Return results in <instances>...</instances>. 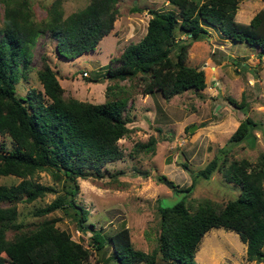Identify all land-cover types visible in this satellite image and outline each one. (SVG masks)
Segmentation results:
<instances>
[{
	"label": "trees",
	"instance_id": "16d2710c",
	"mask_svg": "<svg viewBox=\"0 0 264 264\" xmlns=\"http://www.w3.org/2000/svg\"><path fill=\"white\" fill-rule=\"evenodd\" d=\"M166 1L176 9H148L150 16L144 34L111 57L113 65L108 63L105 74L108 78L124 79L139 74L142 92L158 90L164 98L185 89L199 92L205 86L203 69L186 63V49L191 40L207 36L208 28L222 38L245 42L258 56L264 54V10L241 22L234 19L238 0ZM116 2L89 0L63 16L60 0H52L47 18L34 21L27 0H0L3 7L0 135H8L11 143L8 149L0 144V176L20 177L16 183H0V202L22 198L31 201L47 191H55L53 186L32 179L37 170L49 169L62 181L61 192L33 208L32 214L42 218L30 230L15 231L6 237L5 229L16 227V207L0 205V264H84L88 248L58 228L57 211L69 212L81 229L90 226L93 248L110 243L113 264H157V256L172 264H195L194 252L202 234L218 226L237 233L245 244L247 260L264 259V158L260 155L254 163L245 158L227 161L224 146L217 147V153L195 171L181 163L192 176L185 189L193 185L195 177L207 179L214 170L221 169L224 179L237 186V195L219 207L203 199L194 209L185 205L183 198L170 206L158 199V232L151 251L133 247L125 226L104 233L92 229V223L84 222L86 210L74 198L78 190L76 178H100L101 166L121 157L116 140L129 131L126 98L116 96L89 102L65 96L43 57L36 70L41 89L30 87L24 95H19L15 83L31 59L30 49L40 32L49 30L56 40L57 54L74 58L93 50L98 40L110 31L117 12ZM87 80L99 79L87 77ZM227 101L233 107H243L242 100L227 97ZM254 126L255 122L244 116L225 144L248 137L253 140ZM154 142L150 136L146 142H138L137 149L151 150ZM163 176L159 174L157 179Z\"/></svg>",
	"mask_w": 264,
	"mask_h": 264
},
{
	"label": "rangeland",
	"instance_id": "374dc122",
	"mask_svg": "<svg viewBox=\"0 0 264 264\" xmlns=\"http://www.w3.org/2000/svg\"><path fill=\"white\" fill-rule=\"evenodd\" d=\"M27 1L33 20L44 21L52 0ZM88 1L60 0L59 7L65 16ZM116 8L110 31L98 40L96 47L71 59L57 54L56 40L49 30L40 32L31 46V59L15 83V92L24 95L30 87L41 89L36 70L43 57L54 71L65 96L89 102H102L116 96L126 98L129 131L116 140L121 157L106 161L101 166L100 178L77 177L78 190L74 198L85 208L84 222L92 223V229L110 233L125 226L133 247L151 251L158 232V199L161 201L176 190L185 189L191 182L192 176L181 163L195 171L217 153L220 146L227 149V161L245 158L254 163L260 155L264 158V56H258L245 42L222 38L208 28L207 36L191 40L186 49V63L203 69L204 88L199 92L185 89L168 98L158 90L144 93L139 74L110 79L105 75L106 68L108 63L113 65L111 57L144 34L150 16L148 9L176 8L166 0H117ZM260 9L264 10V0H238L234 19L247 22ZM2 12L0 3V24ZM179 36L183 38L184 34ZM87 77L99 80L90 81ZM106 85L109 86L105 89ZM227 97L242 100L243 107H233ZM244 116L255 122L254 139L248 137L225 144ZM190 125H194L192 130H188ZM150 136L155 139L153 148L137 149V143L146 142ZM0 144L5 149L10 147L8 135H0ZM159 174L172 180L174 186L169 188L161 178L157 179ZM19 179L12 174L2 175L0 183H16ZM32 179L53 186L55 191H47L31 201L22 198L0 202L1 206L14 204L16 207V227L6 228V237H11L15 231L32 229L42 218L32 214L33 208L44 205L62 191L61 179L49 169L37 170ZM237 192V186L224 179L221 169H216L207 179L195 177L193 185L180 198L190 209L203 199H209L219 207L227 199L234 198ZM60 212L57 211L59 220L55 222L58 228L66 230L71 239L89 250L84 264H113L110 243L93 248L90 226L81 229L69 212ZM196 248L195 264H264V259L247 260L244 242L234 230L221 226L207 229ZM262 249L264 251V244ZM156 262L172 264L158 256Z\"/></svg>",
	"mask_w": 264,
	"mask_h": 264
},
{
	"label": "water",
	"instance_id": "95a60500",
	"mask_svg": "<svg viewBox=\"0 0 264 264\" xmlns=\"http://www.w3.org/2000/svg\"><path fill=\"white\" fill-rule=\"evenodd\" d=\"M193 127H194V125H190V126L188 127V130H192ZM161 181H162L166 186H168L169 188H172V187L174 186V182H173L172 180H170V179H167L165 176L161 177ZM186 191H188V189H179V190H176L175 192L172 193L171 196L163 198V199L161 200V203H162L163 205L170 206V205H172L173 203L177 202V201L180 199L181 195H182L184 192H186Z\"/></svg>",
	"mask_w": 264,
	"mask_h": 264
},
{
	"label": "crops",
	"instance_id": "0c3cea01",
	"mask_svg": "<svg viewBox=\"0 0 264 264\" xmlns=\"http://www.w3.org/2000/svg\"><path fill=\"white\" fill-rule=\"evenodd\" d=\"M260 56H261V57H263V56H264V54H261Z\"/></svg>",
	"mask_w": 264,
	"mask_h": 264
},
{
	"label": "built area",
	"instance_id": "2783aa9c",
	"mask_svg": "<svg viewBox=\"0 0 264 264\" xmlns=\"http://www.w3.org/2000/svg\"><path fill=\"white\" fill-rule=\"evenodd\" d=\"M83 74H85V71H83Z\"/></svg>",
	"mask_w": 264,
	"mask_h": 264
}]
</instances>
